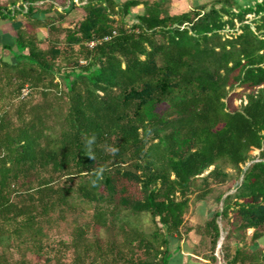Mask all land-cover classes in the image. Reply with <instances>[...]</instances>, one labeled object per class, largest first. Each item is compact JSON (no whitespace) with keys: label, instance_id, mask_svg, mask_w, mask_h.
<instances>
[{"label":"trees","instance_id":"trees-1","mask_svg":"<svg viewBox=\"0 0 264 264\" xmlns=\"http://www.w3.org/2000/svg\"><path fill=\"white\" fill-rule=\"evenodd\" d=\"M169 1L0 7V264H264V0Z\"/></svg>","mask_w":264,"mask_h":264},{"label":"crops","instance_id":"crops-1","mask_svg":"<svg viewBox=\"0 0 264 264\" xmlns=\"http://www.w3.org/2000/svg\"><path fill=\"white\" fill-rule=\"evenodd\" d=\"M74 1H78V0H74ZM116 1L123 2L122 0H116ZM182 1L187 2L186 7L188 9L185 8L187 10L183 9V11L181 10V12L188 11V10L199 5V2H198V4L191 7L188 0H172V3L175 2V4H178L179 2H182ZM22 4L25 6L27 4V2H25V0H0V7H2V8L11 9L13 7H19ZM34 4H36L37 6H42V7H46V8H51L53 5L54 8L56 7L58 10L61 11L62 9L67 7V0H35ZM140 7L143 8V5L142 4L138 5L136 8H140ZM22 11L23 10L16 12L14 19L13 18L2 19V20H8V21L10 20L9 25H7V23H5L6 25L3 23H0V56H2V55L7 56L10 54L9 50L6 47H12L13 49H15L14 39H15L17 30L22 26L24 27L26 22H27V18L24 14V11L23 12ZM181 12L178 9H173L170 11L171 14H176V13H181ZM140 13H143V10ZM140 13H137V14H140ZM48 14L52 15L53 11L48 12ZM37 15H41V17H44V14L42 15L41 13H39ZM2 20H0V21H2ZM11 23L13 24V26H12L13 31H11V25H12ZM42 31H43V33H45L46 29H42ZM191 206H192V204H191ZM198 212H199V209H198ZM191 213H192V209H190V214ZM191 234L194 235L193 238H195L197 240L200 238V236H198V234L195 233V230L189 234V236L192 237ZM195 235L197 237H195ZM184 239H182L180 241L175 240L172 242V248L175 250L179 249V253L176 255L177 250L174 252V254H173L174 258L171 259L173 261L170 264H202V263L194 262L191 260V257L189 255H192L191 251L194 250L195 244H193L190 239H188V240H184ZM185 241L187 242V244ZM205 260L207 261V259H205Z\"/></svg>","mask_w":264,"mask_h":264},{"label":"rangeland","instance_id":"rangeland-1","mask_svg":"<svg viewBox=\"0 0 264 264\" xmlns=\"http://www.w3.org/2000/svg\"><path fill=\"white\" fill-rule=\"evenodd\" d=\"M122 1H124V0H122ZM189 1V3H190V6L192 7V6H195L196 4H198V2H199V5H202V4H210L211 3V1L212 0H188ZM172 0H170L169 1V3H168V6H169V11H171V10H173V9H178V10H180V12H181V10L183 11V9H185V8H187L186 6H187V2L185 1H182V2H179L178 4H175V2H173L172 4ZM180 4V5H179ZM189 6V7H190ZM188 9V8H187ZM187 9H185V10H187ZM142 10H143V8L142 7H140V8H135L134 10H133V14H137V13H140V12H142ZM84 14V9L83 8H81V7H79V6H77L76 8H75V10L69 15V17H68V21L70 20V19H73V18H75V19H77V18H81L82 17V15ZM0 23H3V24H5V23H7V25H9V23H10V20L8 21V20H2V21H0ZM12 24V23H11ZM6 25V24H5ZM12 26H13V24L11 25V31H13V28H12ZM10 29V28H9ZM234 103L235 104H239L240 103V99H236L235 101H234ZM252 153L253 154H257L258 153V150H253L252 151ZM227 170L228 171H231V172H233V173H235V170H233L231 167H227ZM234 184V181L233 180H231V181H229L226 185H223L222 186V189H224V190H226L228 187H230V186H232ZM217 204H216V202H215V200L213 199V198H210V199H208L207 201H204V202H202V201H196L195 200V197L193 196L192 197V206H191V209H192V213L190 214V212H189V214H187L186 215V222H193L194 220V222L193 223H197V224H202L203 222H204V220L209 216V210L210 209H214L215 208V206H216ZM199 209V212H198V209ZM209 211V212H208ZM91 209H88V211L86 212V214H85V219H89L90 218V216H91ZM194 219V220H193ZM193 232V231H192ZM191 232V233H192ZM249 232L251 233L252 232V229H249ZM192 235V234H191ZM199 236V235H198ZM194 237V235H192V237L191 236H187L184 240H188V239H190L191 240V242L193 243V244H195V246H194V250L193 251H191L192 252V255H189L190 257H191V260L192 261H194V262H199V263H202V264H206V263H208L209 262V260H205V258L203 257V254H204V252L205 251H207V245H208V239H206V240H204V241H202V239H201V237L197 240V239H195V238H193ZM195 237H197L196 235H195ZM186 242V241H185ZM190 243V242H189ZM186 244H187V242H186ZM259 245L260 246H263L264 245V242L263 241H261L260 243H259ZM190 250V249H189ZM179 253V249L176 251V255ZM174 256V255H173ZM172 256V259L174 258ZM70 259V258H69ZM173 260H171L170 262H169V264L172 262Z\"/></svg>","mask_w":264,"mask_h":264},{"label":"water","instance_id":"water-1","mask_svg":"<svg viewBox=\"0 0 264 264\" xmlns=\"http://www.w3.org/2000/svg\"><path fill=\"white\" fill-rule=\"evenodd\" d=\"M222 239H223V238L221 237V239H220V242H219V245H220V243H221Z\"/></svg>","mask_w":264,"mask_h":264},{"label":"built area","instance_id":"built-area-1","mask_svg":"<svg viewBox=\"0 0 264 264\" xmlns=\"http://www.w3.org/2000/svg\"><path fill=\"white\" fill-rule=\"evenodd\" d=\"M27 92V90L25 89L24 91H23V93H26Z\"/></svg>","mask_w":264,"mask_h":264}]
</instances>
